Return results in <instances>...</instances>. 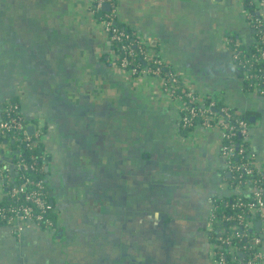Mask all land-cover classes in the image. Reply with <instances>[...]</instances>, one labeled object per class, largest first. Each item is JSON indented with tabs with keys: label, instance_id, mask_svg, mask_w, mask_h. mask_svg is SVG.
Masks as SVG:
<instances>
[{
	"label": "crops",
	"instance_id": "obj_1",
	"mask_svg": "<svg viewBox=\"0 0 264 264\" xmlns=\"http://www.w3.org/2000/svg\"><path fill=\"white\" fill-rule=\"evenodd\" d=\"M93 0H0V120L20 98L44 129L56 223H0V264H213L210 219L231 194L217 127L183 133L178 104L151 76L127 77ZM116 19L186 85L252 111L264 164V95L246 88L228 37L255 42L246 0H114ZM11 157L0 147V167ZM4 190L0 179V200Z\"/></svg>",
	"mask_w": 264,
	"mask_h": 264
},
{
	"label": "built area",
	"instance_id": "obj_2",
	"mask_svg": "<svg viewBox=\"0 0 264 264\" xmlns=\"http://www.w3.org/2000/svg\"><path fill=\"white\" fill-rule=\"evenodd\" d=\"M250 1L256 4L254 13L248 10L247 17L255 31L253 44L257 47L255 45L251 50V45H244L233 37H228L226 44L246 88L264 95V0ZM105 4L110 5V10L100 14ZM88 12L91 21L108 36L114 46L115 64L127 77L151 76L161 82L168 101L178 104L180 129L186 131L200 125L220 130L221 156L226 170L235 178L234 182L228 181L229 196L235 199L230 201L223 197L214 202L210 219L213 264H264V164L258 165L250 146L251 125L225 104L220 108L222 116L217 115L215 108L220 102L217 96L188 87L182 72L171 69L163 59L149 53L147 41L138 30L118 26L114 0H93ZM138 59L144 61V66L137 62ZM28 126L20 98L7 101L0 120V147L6 155L10 152L11 160L0 167L4 190V198L0 200V221L16 232L29 225L46 228L54 225L47 216L52 210L46 198L50 189L47 177H33L31 173L39 171L36 160L31 156L32 161H27L23 154L24 147L44 144L46 133L38 127L30 134ZM237 136H240L239 142ZM43 161H47L45 156ZM224 209L228 211L222 213ZM258 222L261 232L255 231Z\"/></svg>",
	"mask_w": 264,
	"mask_h": 264
},
{
	"label": "trees",
	"instance_id": "obj_3",
	"mask_svg": "<svg viewBox=\"0 0 264 264\" xmlns=\"http://www.w3.org/2000/svg\"><path fill=\"white\" fill-rule=\"evenodd\" d=\"M256 7V4H254V3H251V1L250 0H246V8L249 10V11H251L252 13H254V8ZM104 12H106V11H104V9H101L100 10V14H103ZM116 22H117V25L118 26H120V27H124V26H127L126 28L127 29H133V27L132 26H128V25H124L123 23H121V22H119L117 19H116ZM233 37V36H232ZM235 40H239V39H237V38H235V37H233ZM256 44H252L251 46H250V49L252 50V49H254L255 47H257V45L255 46ZM255 46V47H254ZM137 62L139 63V64H141L142 66H144V61H142V60H137ZM223 106V103L222 102H219V105H218V107H216L215 108V112L217 113V115H219V116H222V112L220 111V108ZM230 108V111L231 112H238L237 111V109H235V108H233V107H229ZM239 115H240V117L241 118H243L244 120H246L250 125L253 123L252 122V116L254 115V113L252 112V111H244V112H242V113H239ZM188 129H193V128H188ZM181 131L183 132V133H186V131L185 130H183V129H181ZM237 140H238V142L240 141V136H237ZM11 143V145H13V146H15V142H13V141H11L10 142ZM46 150V148H45V146H44V144L41 142V143H36V145H35V147H33V148H28V147H24V149H23V154H24V158L25 159H27V161L29 160V161H32L31 159H30V157L31 156H34V159L36 160V165L39 167V171L38 172H32L31 173V175L33 176V177H35V178H37V179H40V178H44V177H46V175H47V170H46V166H47V162H48V160H49V154H48V152L47 153H45L44 151ZM46 157L47 158V161H43V157ZM247 156V155H246ZM234 180H235V178L233 177V175H230L229 176V178H228V181L229 182H234ZM46 198L48 199V203L50 204V206H52L51 205V199H50V190H48V192H47V194H46ZM224 200H230V201H233L235 198L234 197H232V196H225L224 198H223ZM247 199V198H246ZM218 203H219V201H218ZM52 208V207H51ZM228 211V209H224L223 211H222V213L223 212H227ZM218 214H220V211H219V213ZM47 216L54 222V225H55V223H56V214H55V212L53 211V209L51 210V212H49L48 214H47ZM0 223L2 224V225H6V223L4 222V221H0ZM53 225V226H54ZM255 231L256 232H259L260 231V229L257 227V225L255 226ZM261 232V231H260Z\"/></svg>",
	"mask_w": 264,
	"mask_h": 264
},
{
	"label": "water",
	"instance_id": "obj_4",
	"mask_svg": "<svg viewBox=\"0 0 264 264\" xmlns=\"http://www.w3.org/2000/svg\"><path fill=\"white\" fill-rule=\"evenodd\" d=\"M103 9L106 10V11H109L110 10V5L109 4H105L103 6ZM251 120L253 121V118ZM34 130H35V127L33 125L28 126V131H29L30 134H33ZM228 176H230L229 173H228ZM260 226H261V223L258 222L257 223V227L260 228Z\"/></svg>",
	"mask_w": 264,
	"mask_h": 264
},
{
	"label": "rangeland",
	"instance_id": "obj_5",
	"mask_svg": "<svg viewBox=\"0 0 264 264\" xmlns=\"http://www.w3.org/2000/svg\"><path fill=\"white\" fill-rule=\"evenodd\" d=\"M7 155H10V152H8Z\"/></svg>",
	"mask_w": 264,
	"mask_h": 264
}]
</instances>
